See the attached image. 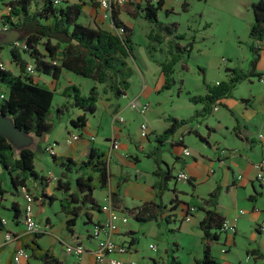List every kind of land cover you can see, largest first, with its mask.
Wrapping results in <instances>:
<instances>
[{"label": "crops", "instance_id": "1", "mask_svg": "<svg viewBox=\"0 0 264 264\" xmlns=\"http://www.w3.org/2000/svg\"><path fill=\"white\" fill-rule=\"evenodd\" d=\"M6 1L8 2L9 0ZM65 1L70 4H82L81 20L86 25L110 30L109 21L103 17L105 13L103 9L99 5L93 6V2L98 4L99 0H88V3L87 0ZM252 3L248 4L246 9H249ZM170 5L171 3L168 0H164V9L173 11ZM128 11V9H121L119 18L125 25L131 27L127 21H134V19L127 15ZM4 12L3 6L0 5V15ZM261 53H264V43L260 46L258 61L254 69V74H258L259 77L256 75L238 83L230 97L220 99L218 104L211 107L210 114L204 116L197 114V112L202 110L203 105L193 104L188 100L192 107H190L187 115L170 116L161 113L157 116L161 120L159 124H155L150 119L151 106L149 103L148 110L143 116L139 115L136 109L130 106L133 102L145 104L142 103V97L149 87L143 78L142 71L137 68L142 76L143 85L139 93L131 90L132 78L136 73V69L132 65V61L129 60V65L134 71L130 79V89L124 97L115 100V102H111L112 97L110 95L105 96L106 102H104L102 107L103 112L98 114V122L94 127H92L91 120L88 117L86 126L75 133L69 125V121L80 115L81 112L72 110V114L68 117V126L66 125L63 130V146L57 149L55 146L57 145L56 139L54 140V145L46 141L48 138L46 135L51 132V124L47 134L43 138H38L42 145H39L37 150L42 154H46L43 150L44 147L50 145L57 157H68L74 161H84L92 148L100 150L108 156L110 172L108 186L105 189L94 190L92 196L94 201L101 207L106 196L116 191L118 203L115 210L117 213L119 212V215L125 214L128 216L127 223H119L113 239L118 246L114 256L121 260L122 264H144L143 261L139 262L135 257L137 253L135 244L138 239L135 234L139 233L141 228L137 224L129 223L131 218L127 211L137 209L144 203L153 201L155 195L159 194L156 189L159 178L154 175L157 170L161 172L169 170L173 178L178 172H183L188 175L189 181H175L173 179L168 182V191L161 194L160 201H156L163 206V208L156 210L159 218L157 221L148 223L158 225L165 222L164 218L167 217L168 221L172 223L169 227L172 232L193 234L202 248L201 231L198 223L203 217V210L206 209L204 200L208 198L209 194L218 190L215 211L223 219L233 223L235 231L233 233L226 232L225 235L222 234L221 239L216 244L236 246V237L244 223L243 221L240 222V219L246 218L245 221L253 226L255 233L251 235V238L254 243L256 242L254 247L246 250V254L248 257L253 258L254 261H259L260 264H263V259L258 255L264 256V230L260 228L264 224V200L260 204V201L264 199V180L258 181L256 179L259 173L257 166L264 157V71L259 66ZM249 60H251V55ZM7 64L14 65L11 61ZM159 64L157 62V71L160 73L161 80L155 86L156 88L154 87L157 94L161 92L160 90L164 84V76L161 73ZM143 65L145 70L154 71V68L148 67L146 62ZM3 66L7 68L4 63ZM225 69L238 68L230 65L228 68L225 67ZM238 70H249V63L246 70L243 68ZM71 74V72L62 71L57 81L48 76L36 75L34 76V81L43 88L54 90V92L58 91L61 94L62 89L76 84L77 78H73L70 76ZM225 76L228 78V75ZM62 78L63 87L57 88V84ZM219 81L216 80L214 84L209 83L208 85H216ZM242 86L247 87V92L239 90ZM181 92L182 88L178 87L177 95H180ZM205 93L206 91L203 95ZM121 99H124V105L120 104ZM65 102V98L63 102L61 100L58 101L54 105L52 114H61ZM69 102H66L68 110L71 109ZM216 107L217 109L214 110ZM97 110L91 116L92 119L96 118ZM127 110L136 114L139 118V123L142 121L147 122L150 130L147 138L130 134L127 120L122 116ZM104 114L108 118L109 133L105 132L106 126L102 123ZM117 116L122 117L124 121H113V118ZM168 117L184 120L186 123L179 127L172 136L162 139L163 131L169 126L166 121ZM194 133L203 138L204 142L200 141ZM259 134L262 135V139H259ZM74 135L78 136V139L71 141V137ZM35 139L33 138L31 148L35 145ZM114 140L119 144L118 149L115 150L111 146ZM184 148L189 150V155H183ZM222 150H224V153H222ZM36 158L37 160L39 158V162L45 161L43 155L35 157V171L37 170ZM36 172L38 173L39 171ZM38 174L43 176L46 181L41 184L38 181L31 180L26 185L28 193L34 199L32 204L34 220L42 226L44 231L43 236L37 241L38 244L43 249L49 250L61 264H95L92 252L96 241L92 240L89 234L96 223L107 219L108 213L102 210L99 212L89 211L91 221L88 224L84 223L85 218L81 213L75 226L71 229L72 233L68 232L65 225L68 217L61 212L59 206V200L64 197V193L56 190L55 187L58 179L73 183L75 175L68 173L66 177H56L54 175L46 177L40 172ZM179 183L180 186H178ZM73 191L72 186L69 193ZM0 199L2 200V216L7 220L5 226L0 225V264H14L13 256L16 250L23 248L24 244H28L30 237L26 232L22 217L17 219V221H13L9 208L12 203H16L22 214L25 200L21 192H18L17 195H12L9 190V183L8 187H6L3 179H0ZM188 209L191 210L189 212L191 216L189 221H185L183 217ZM239 211H243V214L239 215ZM77 225H82L85 232L82 228L77 231ZM80 230L83 231V234L80 233ZM6 233H10L13 236L9 242L4 240ZM126 237L130 238L129 241L126 240ZM131 239H134L132 241L134 244L132 245H130ZM77 243L81 244L86 250L80 259H76L64 251L66 244ZM150 245L152 244L150 243L148 248ZM153 246L154 248H149V250L153 251L155 255L147 256L149 260L147 264H169L170 256H174L175 252L170 255L168 247L160 250L158 245ZM179 247V244L175 245V250ZM122 248L126 249L125 253L120 251ZM222 249L225 252H221ZM222 249L219 253L214 254L211 248V255L218 264H231L229 260V256H231L230 250ZM255 250L258 251V255H249L251 251ZM28 253V259H22L15 264H40L39 260L32 256L29 251ZM175 258L178 259V257ZM201 258L202 250L201 257L195 260V264H198ZM238 264H241V262Z\"/></svg>", "mask_w": 264, "mask_h": 264}, {"label": "trees", "instance_id": "2", "mask_svg": "<svg viewBox=\"0 0 264 264\" xmlns=\"http://www.w3.org/2000/svg\"><path fill=\"white\" fill-rule=\"evenodd\" d=\"M197 1L206 2L207 0ZM0 5L5 10L0 15V25H7L9 31L16 32V41L23 44L20 47H14L13 42L9 44L11 63H14L18 69L17 74L4 68L0 60V65L2 64L0 85H4L7 90L5 94L0 93V113L11 118L18 130L33 138H43L49 131L48 117L51 114L54 96V90L43 88L35 83L34 76L44 75L57 81L62 71H68L95 83L86 94L82 93L76 85H69L61 92V96L70 101L71 110L81 112L69 121V125L77 131H81L86 126L88 117L96 112V104L100 97L96 84L101 85V94H104V97L110 95L116 100L124 97L130 89V79L134 71L129 65V60L135 59L132 28L120 20L121 9H128L127 15L131 19L139 18L154 26L147 35L149 41L168 42L170 58L159 64L164 76V84L160 91L169 90L175 84L172 78L173 67L180 61L181 54H188L192 49L191 43L185 46L179 44L178 41L184 36L176 33L175 22L164 23L159 19V12L163 13L164 18H168L173 12L163 8L164 0H136L127 2L123 6L111 4L107 12L110 30L86 25L81 20L82 4H70L65 0H61L58 4H54L53 0H9L8 2L0 0ZM96 5L100 6L99 1L98 4L93 2V6L96 7ZM188 7L187 0H182L181 10L186 12ZM249 9L252 14V22L248 27L249 43L247 45L251 55L249 70L225 69L228 75L226 82L221 81L210 86L203 80L205 95L190 96L187 93L191 103L203 105L202 110L197 114L202 116L210 114L211 107L218 104L220 99L230 97L238 83L258 75L254 74V69L260 46L264 43V0L252 3ZM28 65L33 67V74L27 72ZM67 110L65 104L63 111ZM166 121L169 126L163 131L162 139L172 136L186 123L184 120L172 117L166 118ZM194 135L204 142L198 134L194 133ZM49 156L52 162L62 170V177H66L68 173L75 175L73 183L58 179L55 187L56 190L64 193V197L59 200V206L61 212L68 217L65 222L66 229L72 233L71 229L81 213L85 218L84 223L88 224L91 221L88 212L101 210L92 195L95 189H105L108 186L110 178L108 156L94 148L89 151L84 161H74L63 156ZM34 158L31 147L16 150L9 140L0 137V168L8 177L12 195L21 192V187L26 188L28 181L35 180L41 184L46 181L35 171ZM154 175L159 178L156 186L159 194L155 195L153 201L127 211L129 217L135 222L157 221L159 214L156 210L163 206L156 201H160L161 194L168 191V182L175 180L169 170L164 172L157 170ZM72 186L74 191L69 193ZM111 198L115 209L118 203L116 191L111 192ZM217 199L218 190H215L204 200L206 209L203 210V217L198 223L202 245V258L198 264H218L211 255V248L226 232L222 229L225 219L215 211ZM9 210L13 221L23 217L16 203H12ZM188 214L189 209L184 217ZM164 221L166 224L170 223L167 217ZM28 235L30 242L24 244L23 248L39 260L40 264H61L49 250L43 249L38 244L37 241L43 233ZM132 241L134 239H131L130 245L134 244ZM249 255H258V251H251ZM258 256L263 259L264 264V256ZM170 264H179V262L171 256Z\"/></svg>", "mask_w": 264, "mask_h": 264}, {"label": "rangeland", "instance_id": "3", "mask_svg": "<svg viewBox=\"0 0 264 264\" xmlns=\"http://www.w3.org/2000/svg\"><path fill=\"white\" fill-rule=\"evenodd\" d=\"M168 1L171 3L170 7L173 8V12L168 18H164L163 13L159 12V19L164 23L175 22L177 24L176 33L184 36L182 40L178 41L179 44L185 46L191 43L192 47L188 54H181L180 61L173 67L172 78L176 83L173 84L169 90H162L159 94H157L155 90V86L161 80L160 73L157 71V62L162 63L170 58L168 42L149 41L147 35L154 26L145 20H125L132 28L133 54L135 59L134 61L132 59L130 60L136 69V73L132 78L133 83L131 90H135L139 93L143 85L142 76L137 69L140 68L143 78L149 87L142 97V103L150 104V119H152L155 124H159L161 121L157 118L161 113L170 116L187 115L190 107H192L190 102H188L189 95H187V93L191 96L203 95L205 92L203 80L206 84H214L216 80H220L219 82H226L227 78L225 75H227V73L224 70L225 67L228 68L232 65L238 69L243 68L246 70L248 68V63L250 61V52L247 47L249 42L248 27L252 22V14L250 9H246V6L259 0H207L206 2L187 0L189 7L186 12H183L180 8L182 0ZM10 38L9 35H0V60L7 65L6 67L14 74H17L18 69L12 64H7L11 61L9 52L10 43H8L11 41ZM6 40L8 42H6ZM145 62L148 67L154 68V71L145 70L143 65ZM259 66L260 69L264 71V53L260 55ZM70 76L77 78L75 85L79 87L84 94L95 84L91 80L82 78L73 73ZM96 85L99 88L100 97L99 102L96 104V109H98L96 118L92 119L91 116L89 117L92 127L98 122L97 116L103 112L102 107L104 102H106L104 94H101V85ZM59 87H63V78L60 79L57 84V88ZM178 87L182 88L180 95H177ZM239 90L247 92V87L242 86ZM6 91V87L0 85V93L5 94ZM62 91L63 89L61 92ZM63 99V96H61L58 91L54 92L51 114L48 117V122L51 124V132L46 135L48 136L46 141L54 145V140L56 139L57 145L55 146L57 149L63 146V130L67 125L68 117L72 114L71 109L62 114H52L54 105L60 100L63 102ZM65 100L69 102L67 98H65ZM115 100L116 99L111 98V102H115ZM66 102L65 104L67 105ZM120 104L124 105V99H121ZM222 110L224 109L222 108ZM122 116L127 120L126 122L128 123L130 134L139 137L140 123L136 114L127 110ZM102 123L106 126L105 132L109 133L106 114L102 117ZM72 129L75 133L77 132V129ZM35 141V145L32 148L35 157L43 155L45 159V161L39 162V158L38 160L36 158V171H39L46 177L49 175L61 177L62 170L60 167L54 165L48 154L38 152L37 148L39 145H42V143L38 138H36ZM0 179H3L6 187H8V177L6 174L4 175V173H2L1 168ZM178 186H180V183ZM263 200L264 199L260 201V204L263 203ZM245 220L246 218L240 219V222L243 221L244 223L240 229V233H238L236 237V246H230L229 244L223 246L222 244L218 245L215 243L212 245V252L217 254L222 248L227 249V251L229 249L231 252V256H229L231 264H238L240 262L241 264H260L259 261H254L253 258L248 257L246 254V250L254 247L256 242L254 243L251 238V235L255 233L253 226ZM129 223L137 224V226L141 228V231H143L135 234V237L138 238L135 244V249H137L135 257L139 262L143 261L144 264H147V261H149L147 256L155 255V253L148 248L150 243L152 245H158V249L160 250L164 247H168L170 255H172V251H174L175 253H173L175 255H173L178 257L177 260L180 264H195V260L201 257L202 248L196 237L191 233L178 234L175 231L172 232V229L169 228L172 223L166 224L162 222L158 225L155 223L138 224L133 219H129ZM79 228L83 229L84 227L82 225H77L76 230L79 231ZM83 231L85 232L84 229ZM83 231L80 230V233L83 234ZM129 239V237H126L127 241H129ZM178 244L180 247L175 250V245Z\"/></svg>", "mask_w": 264, "mask_h": 264}, {"label": "built area", "instance_id": "4", "mask_svg": "<svg viewBox=\"0 0 264 264\" xmlns=\"http://www.w3.org/2000/svg\"><path fill=\"white\" fill-rule=\"evenodd\" d=\"M61 0H53L54 4H58ZM136 0H99L100 3V7L103 9V11L105 12L103 17L104 18H108V10L110 8L111 4H117L119 6H123L125 3L127 2H133ZM0 32H9V28L7 25H0ZM14 47H20L21 45H23L20 42L14 41L13 42ZM2 66V64L0 65ZM27 72H29V74H33V67L31 65H28L26 68ZM2 97V96H1ZM130 106L132 108H135L136 111L138 112L139 115L143 116L147 110H148V104H140V103H131ZM216 108H214V110H216ZM118 120L119 122H123V118L122 117H115L113 118V121ZM139 135L142 138H147V136L149 135V126L147 124L146 121H142L139 124ZM259 139H262V135H258ZM78 139V136H72L71 137V141H75ZM112 149H118V142L117 141H113L112 144ZM264 148V145H263ZM44 152L49 154V155H55L54 149L52 148V146L50 145H46L44 147ZM222 153H224V150H222ZM183 155L187 156L189 155V150L188 149H183ZM263 167H264V157L260 160L257 169L259 170V173L256 176L257 180H264L263 179ZM175 180L176 181H188L189 177L187 174L183 173V172H178L175 175ZM21 192L23 193L24 196V200H25V204H24V208H23V223L25 225L26 228V232L27 234H34V233H43V228L41 225H39L38 223L35 222L34 217H33V213H32V204L34 202L33 196L30 195L26 188L21 187ZM101 210L104 212L108 213V217L107 219H105L102 222H98L96 223L89 236L92 238V240L96 241V245L95 248L92 252L93 257H94V262L95 264H122L121 260H119L117 257L114 256L115 252L117 251V245L114 242V236L115 233L118 230V225L119 223H127L128 221V216L125 214L119 215V212L117 213L116 210L113 207L112 204V198L111 195L108 194L106 196V198L104 199V203L101 206ZM189 212H191V210H189ZM239 215L243 214V211H239L238 212ZM190 216L191 213H189L187 216L183 217L185 221H189L190 220ZM7 224V220L2 216V200L0 199V225L1 226H5ZM260 228L262 230H264V224L260 226ZM222 229L225 232H231L233 233L235 231V226L233 223H231L230 221L225 220L222 224ZM13 238V236L10 233H6L4 240L5 242H9L11 241ZM149 248H154L153 245H150ZM64 251L66 254H69L73 257H75L76 259H80L83 254H85L86 250L85 248L81 245V244H66L64 246ZM122 253L126 252L125 248H122L120 250ZM221 252H225V250L222 249ZM29 258V253L28 251H26L24 248H19L16 250L14 256H13V262L14 264L19 262L22 259H28ZM134 264V263H131Z\"/></svg>", "mask_w": 264, "mask_h": 264}, {"label": "water", "instance_id": "5", "mask_svg": "<svg viewBox=\"0 0 264 264\" xmlns=\"http://www.w3.org/2000/svg\"><path fill=\"white\" fill-rule=\"evenodd\" d=\"M9 35L11 41L6 40L8 43H12L17 40V33L14 31L9 32H0V35ZM0 137H4L11 142L16 150H20L22 148H29L33 142V137L24 134L20 130H18L11 118L6 115L0 113Z\"/></svg>", "mask_w": 264, "mask_h": 264}]
</instances>
